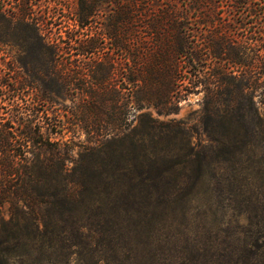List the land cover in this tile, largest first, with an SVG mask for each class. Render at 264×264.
Masks as SVG:
<instances>
[{
    "label": "rangeland",
    "instance_id": "obj_1",
    "mask_svg": "<svg viewBox=\"0 0 264 264\" xmlns=\"http://www.w3.org/2000/svg\"><path fill=\"white\" fill-rule=\"evenodd\" d=\"M60 1L37 0L35 17L65 47L83 30L63 6L74 9L76 0ZM14 5L0 0V124L17 127L14 110L32 92L9 93L1 80H38L42 91L47 64H28L27 31L10 26ZM54 95L66 130L53 139L70 144L66 171L43 165L56 150L40 152L10 178L9 192L0 191V264H264V145L230 155L211 148L199 122L201 94L175 115L142 111L187 124V132L158 134L159 144L145 133L100 144L74 95Z\"/></svg>",
    "mask_w": 264,
    "mask_h": 264
},
{
    "label": "trees",
    "instance_id": "obj_2",
    "mask_svg": "<svg viewBox=\"0 0 264 264\" xmlns=\"http://www.w3.org/2000/svg\"><path fill=\"white\" fill-rule=\"evenodd\" d=\"M36 1L17 0L9 10L10 26L27 31L28 64L41 58L47 67L42 91L38 80H1L9 93L32 92L14 110L18 126L0 124L3 194L40 152L56 150L59 157L43 165L66 171L70 144L53 139L66 130L54 95L60 90L74 95L100 144L138 133L159 144L165 130L187 132L184 122L142 111L175 115L189 95L201 94L199 122L211 148L230 155L264 145V0H76L74 9L63 6L84 33L65 47L35 17Z\"/></svg>",
    "mask_w": 264,
    "mask_h": 264
}]
</instances>
